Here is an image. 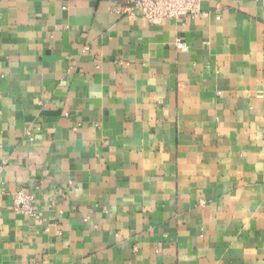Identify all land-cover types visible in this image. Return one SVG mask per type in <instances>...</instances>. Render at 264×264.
<instances>
[{"label": "crops", "instance_id": "obj_1", "mask_svg": "<svg viewBox=\"0 0 264 264\" xmlns=\"http://www.w3.org/2000/svg\"><path fill=\"white\" fill-rule=\"evenodd\" d=\"M121 3L0 0V264H264V0Z\"/></svg>", "mask_w": 264, "mask_h": 264}, {"label": "built area", "instance_id": "obj_2", "mask_svg": "<svg viewBox=\"0 0 264 264\" xmlns=\"http://www.w3.org/2000/svg\"><path fill=\"white\" fill-rule=\"evenodd\" d=\"M119 13L134 18L138 12L150 24H159L166 18H184L204 15L200 10L199 0H122L116 6ZM178 47L183 44L177 42ZM32 196L22 191L14 193L13 206L16 211L30 214L32 213Z\"/></svg>", "mask_w": 264, "mask_h": 264}]
</instances>
